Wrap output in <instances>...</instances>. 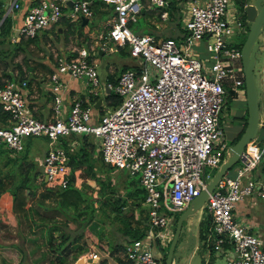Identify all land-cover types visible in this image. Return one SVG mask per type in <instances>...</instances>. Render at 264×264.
Wrapping results in <instances>:
<instances>
[{
  "label": "built area",
  "instance_id": "1",
  "mask_svg": "<svg viewBox=\"0 0 264 264\" xmlns=\"http://www.w3.org/2000/svg\"><path fill=\"white\" fill-rule=\"evenodd\" d=\"M91 1L34 0L16 36L32 37L49 28L63 9L71 21L82 16L88 20ZM101 1L112 7V14L105 20L99 49L109 42L113 48L126 47L134 65L122 70L114 84H100L85 47L71 57L56 55L49 73L53 117L45 121L33 115L22 91L25 82L0 74V106L9 115L8 124L0 126V144L19 151L24 136L47 137L51 147L39 162L42 177L46 186L64 188L70 177L67 150L54 143L72 133L92 135L103 162L124 168L144 190L148 229L124 244L122 256L129 264H161L156 246L162 248L172 236L165 231L173 220L168 209L180 211L198 195L211 178L206 167L218 166L227 153L219 114L228 94L239 96L244 90L237 89L244 83L240 48L227 39L246 29L237 15H229L233 0H192L184 11V30L175 38L132 27L145 2L155 9L168 6L167 0ZM19 8V0H11L7 13ZM168 13L162 9L159 17L165 20ZM259 72L261 131L246 143L239 164L218 178L202 206L210 218L207 243L225 255L220 264H264L261 237L235 214L237 201L264 197V175L256 173L264 157V62ZM62 74L83 79L95 96L112 89L120 103L94 117L92 104L75 98L66 113ZM76 143L73 140L70 149Z\"/></svg>",
  "mask_w": 264,
  "mask_h": 264
},
{
  "label": "trees",
  "instance_id": "2",
  "mask_svg": "<svg viewBox=\"0 0 264 264\" xmlns=\"http://www.w3.org/2000/svg\"><path fill=\"white\" fill-rule=\"evenodd\" d=\"M248 1L233 0L237 10V18L243 27H246V30L247 22L245 20L244 6ZM103 5L105 3L101 0H92L90 2L92 10L91 18L93 16L96 18L102 17L112 13L111 6L99 9ZM169 10V14L173 15V5H169ZM4 11L2 0H0V19ZM60 21L67 23L69 26L73 24V22H69L64 16L61 17ZM11 26V19L7 14L0 23V43L3 45L8 44L9 46L0 47V74L19 83L24 81L26 85V83H31V79L26 76L29 72V67H32L34 70L35 66L39 65L44 72H52L53 65L51 68L39 59H35L34 55H26V47H29L30 44L37 40L38 34L26 38L17 35L14 38L16 41L10 43L12 35ZM77 27V33L83 35L81 19L77 22ZM86 39L85 36L84 40ZM37 47L45 54L47 48L43 49L39 44H37ZM120 49L127 48L122 47ZM20 52L22 53L21 61H14V57ZM74 55L75 52L71 53L69 57ZM31 62L34 64H31ZM22 64H25V67H22ZM126 68L129 67L122 66L121 71ZM14 69H16V72ZM117 76L116 74L108 76V82L114 84ZM105 95V100L112 108L120 103V98L112 89L106 92ZM97 98L95 97V99ZM246 116L247 114L240 116L244 120L243 127L235 138L226 143V146L234 143L239 138L246 125ZM8 117V113L3 111L0 106V126L8 124ZM58 140L59 145L67 150L70 177L68 184L64 188L49 187L54 200V203L50 205L42 201L36 202L38 204L30 202V196L35 194L36 185L33 182L38 174L42 172L36 169L30 162L24 168L20 167L21 162L27 160L26 150L24 148L21 149L23 151L19 157H11L9 155L11 149L0 144V156L5 155L4 157L6 158L4 164L11 162L6 173L12 178L11 182L7 184L4 181V174H0V196L4 192L10 193L11 204L9 214L12 217L11 223L16 227V242L12 241L6 245L0 243V263L6 261L4 264H25L29 260L31 264H74L78 255L88 250L86 238L92 243H96L102 249L110 250V254H114L115 252L122 253L124 246L121 243L112 242L108 244L102 242L98 235L93 232L94 229L91 225L94 223L93 219L98 216L95 201L99 202V206L101 205V209L97 210H100L106 217L120 224L119 228L123 235L127 236L128 241L141 238L148 229L144 190L139 184L137 177L129 175L125 170L127 173L122 172L125 177L121 179L123 185L121 188H118L116 185L117 181L110 174L112 171L121 170L122 168L116 165L105 164L96 152L95 142L90 140L87 134L72 133L69 136H61ZM72 140H77V143L70 149ZM262 161L264 163V157ZM262 171H264V166L262 167ZM15 174L18 179H15ZM41 182L44 183L43 178ZM90 182L94 184V188ZM86 188L90 191L86 190ZM93 191L96 193L95 198L92 197ZM106 208L109 214H106ZM71 221L77 222V227L81 228V232H77V230L71 228L72 225L69 223ZM209 227V216L198 222L199 247L202 250L208 249L211 252L214 250L207 243ZM56 230L58 231L57 234L54 232ZM71 230H74V232L71 233ZM4 249L13 250L17 254V260L14 261V258H7ZM115 257L121 264H129L128 260L124 257ZM83 264L92 263L86 262Z\"/></svg>",
  "mask_w": 264,
  "mask_h": 264
},
{
  "label": "rangeland",
  "instance_id": "3",
  "mask_svg": "<svg viewBox=\"0 0 264 264\" xmlns=\"http://www.w3.org/2000/svg\"><path fill=\"white\" fill-rule=\"evenodd\" d=\"M192 0H167V4L168 6H164V7H159V8H155L153 11L157 12V15H159V11H161L162 9H168L169 5H173L174 10H173V15L170 16V14L168 13V17L167 19V27L162 25H159L158 27H155V30L158 31V35L162 36V37H172L175 38L177 35H179V29L181 28L182 30H184V11L186 9V6L188 5L189 2H191ZM199 1V0H196ZM235 8V6H234ZM152 11V12H153ZM163 21V20H162ZM94 23H98V20H93L90 19L89 20V25L92 24V26L97 27V30H101L104 32V28H105V23L103 24L102 22H100L99 25L94 24ZM162 23V22H161ZM137 27L138 30L142 31V32H152L154 30L153 24L149 21L146 20V18L142 15V14H137L136 17V21L133 22L132 27ZM246 26H248V24L246 23ZM167 28V31L165 30ZM246 29V27H244ZM45 29H40L39 33L44 32ZM168 34H167V33ZM179 32V33H178ZM177 34V35H176ZM247 34V30L242 32L239 30L235 33H233L232 35L229 36V38L227 39L230 40L234 46L239 47L243 41L245 40ZM260 39L262 40V44H261V49L260 52L256 54V64L258 67V69H261L263 62H264V34L261 33L260 34ZM88 44V43H87ZM203 42H200L199 45H202ZM84 45H86L84 43ZM53 47V44L51 45ZM114 45L109 42V44H107V50H105L104 53L100 54L98 51L94 52L93 58H97L96 62V70L98 73V79H99V83L103 84L104 80L108 77V76H112V74H116L118 75L122 69L123 64L129 63V61H132V58L127 55L123 56L121 55L118 50L119 49H112ZM105 47V48H106ZM49 49H51L50 46H48ZM36 52H38V50H36ZM35 55H37V53H34ZM91 55V56H92ZM21 61V59H20ZM23 66L25 67V64H23ZM112 66V67H111ZM109 67H111V73L109 71ZM255 72L258 73L257 69H255ZM257 81V95H258V100L261 101V96H260V86L258 85V79H256ZM45 79L42 82H39L40 84H42V87L44 90H46L45 88ZM49 84V81H48ZM237 89H245V85L241 84ZM106 94V93H105ZM101 89V92L98 93V98L102 99V103H101V108L103 112H108L112 109L111 105L105 100L106 99V95H105ZM236 95L239 96H234L232 94L227 95L225 102L222 105L221 108V112L219 114V125L222 128L223 131V136H224V141L226 140V143H229L231 141L232 138H235L237 136V134L239 133V131L242 129L243 127V122L244 120L242 118H240V116H244L245 114H247V108H246V99H245V91L243 90L240 93H237ZM247 119V116H246ZM261 129L258 130V132H260ZM69 136V135H66ZM89 139L94 141V138L92 135H88ZM59 139V138H58ZM56 140V142L54 144H60L59 140ZM23 140V144H24V150H26L27 153V160H23L20 164L21 168H24L26 165H28V162L32 163L36 169H39L40 172H42V166L39 164V162L43 159V156L45 154V152L51 147V144L49 143V139L43 135H29V136H24L22 138ZM229 145V144H228ZM95 149H96V143H95ZM23 150H19V151H11L10 150V154L11 157H19L21 155V152ZM97 151V150H96ZM5 156V155H4ZM4 156H0V174H4V181L9 184L12 180L11 176L9 174L6 173L7 168L10 166L11 162H6L7 164H4V160L6 159ZM96 157V156H94ZM227 157V153L225 150V157L223 159H221L219 165L221 164V162L223 160H225ZM236 164H239V159L236 160ZM263 164V162H261V165ZM218 166L216 167H206V172L211 173V177L212 175L215 173V171L218 169ZM122 168L121 170L117 169L112 171V173L110 174L111 177L113 179H115L116 185L118 188H121L123 185V181H121L122 178L125 177L124 174H122V172L127 173L125 171V169ZM232 169H229L228 173L231 174ZM261 174H264V171H262ZM42 173L38 174L37 178L34 180V184L35 186V194H32L30 196V202L32 204H38L36 202L38 201H42L43 203H46L48 205L53 204L54 200L52 198V195L50 193V188L48 186H46L45 181L44 183L41 182L42 179ZM15 179L17 178V175L15 174ZM14 179V180H15ZM92 184V187L94 188L95 186H93L94 184L92 182H90ZM90 184V185H91ZM86 190L90 191L89 189L86 188ZM9 193V192H8ZM93 198L96 197V193L93 191ZM10 195V193H9ZM4 199V198H3ZM4 200H7L4 199ZM3 200V201H4ZM96 204V212L97 215L95 219H93V224L91 225L94 229L93 232H95L99 239L102 242H106L108 244L112 243V242H118L121 243L123 246L124 244L127 243L128 238L127 236L123 235V233L120 230V224L117 221L111 220V218L106 217L105 214L101 213L100 210L97 209H101V205L99 206V202L95 201ZM40 205V204H39ZM236 211L235 214L237 215V220H240L242 223L246 224L251 230L252 232L258 234L261 238L264 239V197L262 196H257L255 199H252L249 196L244 197L243 199L237 201L236 203ZM9 204L8 202L4 205L0 206V243L3 245H6L8 243H11L12 241L16 242V237L15 239H13V234L12 232L14 230H16V227L13 226L11 224L12 221V217L9 214ZM181 211V210H180ZM179 210H172V209H168V213L171 214V216L173 217L172 222L168 225V227L165 229V231L168 234H173L174 231V227H175V218L178 217ZM106 214H109L108 209H105ZM208 214L206 212L205 209H203L202 207L197 210L193 216L192 219L190 220V222H192V224L194 225L195 223H198L201 219H205V217H207ZM113 221V222H112ZM72 226L71 228H73L74 230H77V232H81V228L77 227V222H69ZM189 225V222L186 223V221H183L182 227ZM197 225V224H196ZM74 230H71V233L74 232ZM8 232L10 235L9 239L8 237L6 239H4L2 237L3 233ZM55 234L58 233V231H54ZM5 237V236H4ZM86 244L88 245V243H92L90 240H88V238H86ZM168 242L166 240L163 241V249L166 250L168 244ZM95 244L96 246H98L96 243H92ZM199 245V243H198ZM99 247V246H98ZM100 248V247H99ZM5 250V255L7 258H12V251L13 250H8V249H4ZM154 253H155V249L153 248ZM70 258V256H69ZM224 257H222L221 259H219V262H224ZM6 263V261H4L3 263L0 264H4ZM27 264V263H26Z\"/></svg>",
  "mask_w": 264,
  "mask_h": 264
},
{
  "label": "crops",
  "instance_id": "4",
  "mask_svg": "<svg viewBox=\"0 0 264 264\" xmlns=\"http://www.w3.org/2000/svg\"><path fill=\"white\" fill-rule=\"evenodd\" d=\"M10 2H11V0H2V6L4 7V9H5V4L6 3L10 4ZM19 2H20V8L19 9H15V10L10 11L8 13H7V11L6 12L4 11V14H3L4 16L8 14V16L11 19V23H12V26H11L12 35L10 37V43H13L16 41L14 39V36L16 37L15 30L18 29V27L20 26L21 18L23 16V13L25 12L26 8L30 4H32L34 2V0H19ZM146 3L147 2H145L146 7L143 8V11L141 14L146 18L147 21H149L153 24L154 30L151 33L158 35L159 33L157 30H155V27H158L159 25H162V24H163V26L167 27V24H168L167 20H169V19L162 21V19L159 17V15H157V12L156 11L154 12L153 11L154 9H150L149 7H147L149 5H147ZM105 8H107L106 4L103 5L99 9H105ZM168 9H169V7H168ZM169 12H170V10H169ZM65 14H66V10L63 9V16L64 17H65ZM111 14L112 13H109V14H106L102 17H97V18L93 16V18H91V19H93L94 21L98 20V23H94V24L99 25L100 22H102L104 24L105 20ZM229 15L230 16H236V10L233 6H231V8H230ZM170 16H172V15L170 14ZM60 19L55 24L51 25L49 28H46L44 30V32L38 33L37 40L34 43L30 44L29 47H26V55H28V56L34 55L36 57L35 59H39L40 61H42L43 63L47 64L49 67L52 68V65L54 63V59H55L56 55H63V56L69 57V55L71 53L76 52L75 50L77 48H80V47H85L87 49L88 53L90 54L89 59L94 60V61L97 60V58H93L92 54L94 52L98 51L100 54H102L105 52V50H107L106 46H105L106 48H104V49H101V48L99 49V45H97V44L100 43L101 38L104 35V32L101 30L100 31L97 30V27L92 26V24L89 25L90 19H88L86 21V23L83 24V32H84L83 35H79L77 33V29H78L77 22L79 20L71 21V20L66 18L69 22H73V24L69 26V25H67V23L60 21ZM81 20H82V18H81ZM134 29L138 30V28L135 26H134ZM165 30L167 31V28ZM179 30H180L179 32H181V28ZM138 31H140V30H138ZM263 34H264V32H263ZM84 35L87 38L86 40H84V37H85ZM84 43L86 45H84ZM37 44H39L40 47H42L43 49L47 48V50L45 51V54H44V52H42L38 49ZM52 44H53V47L51 46ZM2 45L3 44L0 43V47H7L8 46V44H4L3 46ZM48 46H50L51 49H49ZM116 48L119 49L118 52L121 55H123V56L127 55L128 57L130 56L128 49L121 50L120 48H122V47H114V48L112 47L113 50ZM94 49H96V51ZM36 50H38V52H36ZM50 52H51V56L49 57ZM34 53H37V55H35ZM21 57H22V53L20 52L14 57V61L20 62ZM31 64H34V63L31 62ZM133 65H134V59L133 58H132L131 62L130 61H129V63L125 62L123 64V66H126V67H132ZM22 67H24L23 64H22ZM111 67H109L110 73H111ZM28 70H29V72L26 74V76L31 79V83H26L25 87L22 88V91L26 95L28 105H29L33 115L36 118L43 120V121L49 120L50 118L53 117L52 101H51L52 99H51V93L49 90V85H50L49 73L50 72H48V71L44 72L42 67H40L39 65L35 66L34 70L32 69V67H29ZM14 71L16 72V69H14ZM259 71H260V69H259ZM258 73H260V72H258ZM61 78H62V81L64 83L63 89H62V98H63L62 106H64V111L66 113L68 112V110L70 108L71 102L75 98L90 102L92 104L94 117H97L103 113L102 108H101L102 99L101 98L95 99V97H97L98 94L95 96V94L90 92L89 86H86L83 79L72 78L67 74H62ZM258 78H259V76H258ZM44 79H45V81H47V82H45L46 84L44 85L46 90H44L42 87V84L39 83V82L43 83ZM48 81H49V84H48ZM107 82H108V78H106L104 80V83H107ZM99 92H101V91L99 90ZM96 103H98L97 106H96ZM63 114H65V113H63ZM261 162H263V161L262 160L260 161V163L257 167L256 173H258V172L260 174L262 173V167L264 166V163L261 165ZM262 175H264V174H262ZM3 198L4 199L7 198V200H4ZM7 202L9 204L8 210H10L11 196L9 195L8 192H4L0 196V206L6 204ZM188 222H189V225H186V226L191 227L192 222L186 221V223H188ZM12 225L14 226V224H12ZM195 225L197 227V241H198V223H195ZM0 230H1V228H0ZM12 234L14 237L13 239H15V235H16L15 230L12 232ZM9 235L10 234L8 232H5V233H3L2 237L4 239H6L8 237V239H9V237H10ZM261 239H262L263 248H264V239L263 238H261ZM197 245H198V243H197ZM109 251L110 250H105V249H102L101 247L99 248L95 244L88 243V250L84 253L79 254L78 257L76 258V260L74 261V264H83V263H86L88 260H89V262H87V263H92V264H121L115 256H119L120 258H122L123 257L122 253L121 252L120 253L115 252L114 254H110ZM196 251L202 255V263L201 264H204V263H206V264H208V263L220 264L223 262H219V259H221L222 257H224V259H225L224 254L216 252V251L210 252L208 249L202 250V249H200L199 245H198ZM93 255H95V257H93ZM12 258H14V261L17 260V254L13 251H12ZM81 258H82V260L78 261ZM26 263L31 264L29 260H27V262H25V264Z\"/></svg>",
  "mask_w": 264,
  "mask_h": 264
},
{
  "label": "water",
  "instance_id": "5",
  "mask_svg": "<svg viewBox=\"0 0 264 264\" xmlns=\"http://www.w3.org/2000/svg\"><path fill=\"white\" fill-rule=\"evenodd\" d=\"M70 4V1H69ZM9 3L5 4V12ZM245 20L248 24L245 40L241 44V64L244 75L245 99L247 108L246 125L239 138L232 144L227 146V157L221 162L218 169L206 183L205 188L201 189L199 194L194 196L191 201L180 211L176 218L175 228L168 245L167 254L164 264H201L202 255L196 251L197 227L184 228L183 221H190L193 214L199 210L207 199L208 193L214 187L218 178L225 171L236 163L246 143L251 140L258 128L260 118V103L257 95V81L259 72L256 64V54L260 52L262 40L260 34L264 32V0H249L244 6ZM2 16L0 22L3 20ZM82 24L86 23L87 18L82 16ZM18 33V29L15 30ZM109 92V89H107ZM99 102V101H98ZM98 103H96V106ZM46 179V178H44ZM196 248V249H195ZM172 256L174 260L172 262ZM79 259L78 261H81ZM89 262V260L87 261Z\"/></svg>",
  "mask_w": 264,
  "mask_h": 264
},
{
  "label": "flooded vegetation",
  "instance_id": "6",
  "mask_svg": "<svg viewBox=\"0 0 264 264\" xmlns=\"http://www.w3.org/2000/svg\"><path fill=\"white\" fill-rule=\"evenodd\" d=\"M193 225V224H192ZM184 228H190V227H185V226H183ZM192 227V226H191ZM172 237V236H171ZM170 240H171V238H170ZM170 240H169V242H170ZM168 245H169V243H168ZM167 250H168V246H167V248H166V250H164L163 249V247L162 248H159V247H157L156 246V252L159 254V256H160V262H161V264H164V260H165V257H166V254H167ZM173 260H174V256H172V262H173Z\"/></svg>",
  "mask_w": 264,
  "mask_h": 264
},
{
  "label": "clouds",
  "instance_id": "7",
  "mask_svg": "<svg viewBox=\"0 0 264 264\" xmlns=\"http://www.w3.org/2000/svg\"><path fill=\"white\" fill-rule=\"evenodd\" d=\"M44 180V179H43Z\"/></svg>",
  "mask_w": 264,
  "mask_h": 264
}]
</instances>
